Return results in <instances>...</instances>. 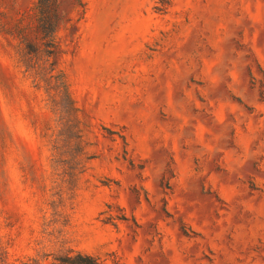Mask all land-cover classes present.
Masks as SVG:
<instances>
[{
    "label": "rangeland",
    "instance_id": "rangeland-1",
    "mask_svg": "<svg viewBox=\"0 0 264 264\" xmlns=\"http://www.w3.org/2000/svg\"><path fill=\"white\" fill-rule=\"evenodd\" d=\"M34 3L0 0V264H264V0H63L62 99Z\"/></svg>",
    "mask_w": 264,
    "mask_h": 264
},
{
    "label": "trees",
    "instance_id": "trees-1",
    "mask_svg": "<svg viewBox=\"0 0 264 264\" xmlns=\"http://www.w3.org/2000/svg\"><path fill=\"white\" fill-rule=\"evenodd\" d=\"M63 0H35L33 22L24 23L23 18L14 24L11 33L17 40L20 56L26 62L25 68L32 72L35 85L45 83L48 91L55 96L68 98L64 76L58 69L61 51L55 41L56 33L65 25L72 24L71 17L61 10ZM83 7V3H80ZM76 6H73L74 10ZM20 264H44L37 260H21ZM47 264H100V260L91 254L69 250L53 256Z\"/></svg>",
    "mask_w": 264,
    "mask_h": 264
}]
</instances>
